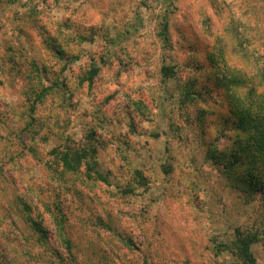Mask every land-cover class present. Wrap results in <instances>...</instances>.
<instances>
[{
  "label": "rangeland",
  "instance_id": "1",
  "mask_svg": "<svg viewBox=\"0 0 264 264\" xmlns=\"http://www.w3.org/2000/svg\"><path fill=\"white\" fill-rule=\"evenodd\" d=\"M253 86L264 0H0V264H264Z\"/></svg>",
  "mask_w": 264,
  "mask_h": 264
},
{
  "label": "trees",
  "instance_id": "2",
  "mask_svg": "<svg viewBox=\"0 0 264 264\" xmlns=\"http://www.w3.org/2000/svg\"><path fill=\"white\" fill-rule=\"evenodd\" d=\"M167 74V68H162ZM233 91V89H231ZM233 94L234 91H233ZM234 114L238 129L243 133V140L239 139L234 145L231 155L227 158V149H221V156L224 159L225 170L240 166L241 174H238L239 183L245 186L246 192L254 191L259 196L264 195V92L256 93L255 87H251L242 96H234ZM245 152V153H244ZM221 160V161H222ZM238 183V182H237ZM38 231H40L38 229ZM237 234V242L242 246L241 251L249 255L250 244L256 237L255 231L234 229ZM245 233V234H244ZM244 235V236H243ZM243 236V237H242ZM250 264L249 261H245Z\"/></svg>",
  "mask_w": 264,
  "mask_h": 264
}]
</instances>
